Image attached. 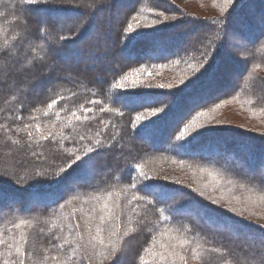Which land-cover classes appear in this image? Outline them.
I'll return each mask as SVG.
<instances>
[{"label":"trees","instance_id":"trees-1","mask_svg":"<svg viewBox=\"0 0 264 264\" xmlns=\"http://www.w3.org/2000/svg\"><path fill=\"white\" fill-rule=\"evenodd\" d=\"M73 1L36 0L29 5L0 0V178L10 174L21 182L0 179V264H19L21 258L24 264H264V240L258 239L264 238L260 169L246 171L208 156L209 147L220 140L225 154L248 167L249 160L256 163L259 154L264 156V135L222 128L180 137L188 121L222 102L231 101L244 118L264 116V29L256 36L250 17L251 10L264 16V0H184L202 9L205 22L194 19L176 0H122L126 9L110 16L109 27L96 13L89 21L88 11L67 22L51 18L75 12ZM110 9L117 10L113 5ZM129 23L134 31H128ZM94 24L99 32L92 30ZM188 24L199 28L196 38L187 47L175 46L178 40L186 41L180 29ZM259 24L264 28V21ZM78 32H84L80 38L90 32L95 38L78 47ZM227 33L240 41L250 35L253 44L238 81L218 94L220 89L211 90L220 83L212 63L218 57L215 67L220 68L224 57L219 49H225ZM216 34L219 49L212 43ZM73 47L81 55L96 49L99 63L112 47L114 65L100 74V81L90 75L92 64L79 67L80 75L73 80L51 77L49 92L43 94L47 101L26 89L23 81L37 79L48 64L63 66L54 51L68 56L75 53H69ZM14 58L28 64L21 77L5 70ZM144 70H152L151 75L144 76ZM15 78L18 83L13 84ZM175 79L186 85H170ZM200 99L204 102H195ZM151 115L156 118L144 124ZM153 132H159L155 147L131 143L132 151L125 149L134 135ZM243 140L246 155L238 150ZM202 149L207 154L194 156ZM116 155L121 156L117 170L105 174L102 168L110 170ZM171 162L213 174L219 193L208 199L202 184L167 179L161 173ZM94 168L99 170L95 181L69 187L72 179L82 180ZM61 186L67 188L54 202L58 194L52 192ZM7 200L24 203L7 206ZM47 201L53 203L40 206ZM31 202L38 203L30 207ZM193 205L203 210L205 220L218 222L224 230L208 227ZM97 227L103 244L96 239ZM245 231L255 236L248 239ZM184 240L188 243L182 246Z\"/></svg>","mask_w":264,"mask_h":264},{"label":"rangeland","instance_id":"rangeland-1","mask_svg":"<svg viewBox=\"0 0 264 264\" xmlns=\"http://www.w3.org/2000/svg\"><path fill=\"white\" fill-rule=\"evenodd\" d=\"M118 1H119V4L117 3L116 0H74L72 5L76 6V8H74L75 12L65 13V14H61V13L53 14V15H51V18H53V20H58V19L61 21L65 20V22H67L68 20L77 19L79 17H82L83 15L81 12L88 11L86 18L89 21L91 20V17H92L91 15H94V13H96L100 20L106 21V27H109L107 24H108V20H109L110 16H112V15L119 16V15H121L122 11L126 9L124 5L120 4L122 0H118ZM176 2L180 3V5H181L180 7L184 8L186 10H190L193 13L194 19L202 20L205 22V15L206 14L202 11V9L199 6L194 5V4H187L184 0H176ZM103 4H108L106 6L105 10L100 8V6H103ZM112 5L116 6V9H117L116 11L115 10L113 11L110 9V7ZM40 13L44 15L43 11H40ZM250 14H252V15H250V17L253 20L252 25L257 30L255 32V35L257 36L258 31H261L264 29L259 24L260 22L264 21V16L260 17L259 14L256 16V13L254 10H251ZM42 21L39 22L38 24L41 25ZM61 25L59 24L60 30L63 28V26H61ZM202 29L200 27V30H202ZM92 30L95 32L96 31L99 32L100 26L94 24L92 27ZM183 30L180 29V31H182L181 36H183L184 39H186V41L184 43H182V41L178 40L175 43V46L178 44L180 47L189 46L191 41L196 38V35L199 32V28L195 27L193 24H188L187 28L183 29ZM171 31H174V30L171 29ZM177 32H178V30H177ZM78 34H79V38H80V36H82L84 34V32H78L77 35ZM217 36H218V34H216L215 38L212 39V43L215 47L217 46V40H218ZM91 38L92 39L95 38V37H93L92 32H90L89 34L80 38V40L77 42L78 47L82 46V44H84L86 41H89ZM104 39L108 40L109 42H112V38L109 35H106ZM226 40H227V43H226L225 49H219L218 46L216 47V49L221 50V55H222V56L220 55L221 58L224 57L221 64H220L221 65L220 68L216 69V67H215V65H217L216 60L218 59V57H216L215 61L213 60V63H212L213 64L212 65L213 74L216 77L218 76V80L220 81V83L219 82L217 84L215 83L216 86L214 88H212L211 90H214V89L219 90L220 89L221 92H219V91L215 92L218 94H225L226 92L229 91L230 87L238 81V71L240 70V68H243L246 66L247 58H248V56H247L248 54L246 52L249 50L250 46L253 44V40L251 39L250 35L247 36L246 38H243V40L240 41L236 34L231 35V34L227 33ZM95 44L100 45L99 39H96ZM208 46H209V44H208ZM215 47L213 48V50L215 49ZM122 49H120L119 52L121 51V53L123 55H125V52H123ZM75 50H76V48H74V47L71 49L69 48V53L71 51L75 52ZM112 50H113L112 47L109 48V50L106 52V55L102 58L101 63H99L95 59L94 53H95L96 49L94 50L93 48L91 50H87L84 55H81L79 53L77 54L76 52L75 53L71 52V54H69L68 56H63L61 54V50L54 51L55 54L58 57H60V62L63 64L65 69L62 68L63 66L62 67H56L55 65L50 63L47 65L48 67H46L45 70L41 74H39L37 79H30L29 81H27V80H24V78H22V81L24 80L23 83H24V85H26V89L29 92L32 91L33 93L40 96V99H42L44 97L43 94L45 92H49L48 88L52 84V81H50L51 77H53V78H57V77L62 78L63 77V78H66L68 80L76 79V74H77V76L80 75L78 73L79 67L81 70V67H83L86 64L94 65V68L90 71V75L93 76V79L95 81L103 80L102 76H100V74L105 73V72L107 73L109 71L110 65L111 64L114 65V61H113L114 59L112 57L113 56ZM216 53H217V51H216ZM128 59L130 60L131 58L128 57ZM27 67H28L27 63H23L22 61L14 58V59H11L10 62H8L5 70L8 71L9 73L11 72V73L16 74L17 76L21 77V76H23V71ZM151 72H152V70H144V76H150ZM136 73H138V72H136ZM2 79L3 78L0 76V85L4 83V81ZM18 79L19 78H15L14 79L15 81L13 84L18 83ZM153 81H156V80H153ZM170 85L183 87L184 85H186V81L183 79H175L172 81V83ZM45 99L43 98L42 100L47 101ZM159 100H163V98L160 97ZM44 101H41L42 102L41 104L45 103ZM201 101L204 102L203 99H200V100L195 101V102L198 103ZM233 106L234 105L231 101H226L224 103L222 102V103H220L216 106H213V107H211V108H209L203 112L198 113L194 117V119L188 121L185 124V126L181 130L180 137L186 139V138H190L191 136L208 133L210 130H216V129H222V128L223 129L224 128L241 129V130H243V132H248V133L251 132V133H255V134H259V135H264V116L259 117L261 114H249V115L247 114L244 118V117H242V113L234 111L236 108ZM250 115H253L254 118ZM139 117L141 118V116H139ZM153 118H156V116L151 115L150 118L146 119V122L144 124L151 122ZM245 119H247V120H245ZM248 120H250V121H248ZM144 124H142V125H144ZM158 133L159 132H153L152 135L149 134L147 136L134 135L133 137H131V141H128L126 143L125 149L132 151V147L130 146L131 143H138V144L141 143V144L147 145L149 147H155L157 145L156 139L158 137ZM243 141L244 142H241L242 144H240V147L238 148V150H239V154L244 153V155H246L245 153L248 152L247 151L248 149L247 150H245V149H246L248 144H247L246 140H243ZM216 144L217 145H212L209 147V152H208L209 155L208 156L210 158H213V159L222 158L227 162L235 163L237 165V167L243 168L246 171H253L255 168H258L261 171V177L264 178V166L262 167V165H264V156L263 155H261V154L258 155L259 157H257L258 161H256V163H252V162L250 163V160H249L247 163V165H249V166L247 167L243 163L236 160L233 155L225 154L224 146L222 143H220V140L217 141ZM121 149H122V147H121ZM201 153L207 154L203 149L198 151V152H194L193 154L195 156V154H201ZM114 157H115L114 159L116 160V162H115L114 166H112L110 168V170H108L105 167L102 168L105 174L113 173L115 170H117L116 163L118 161H120L121 156L116 155ZM160 162L161 161H159V163ZM171 163H172V165H170V167H167V169H165L164 172L161 173L167 179H169V180L174 179V180H177L178 182H181L182 184H187V182H189V183L193 184V186H197V185L202 184V186L205 187V190H203V191L204 192L206 191V194H204V195H206V197L208 199H211L210 197H213L212 195L219 193L217 186L215 185L216 181L213 179L215 177L213 174H211V173L204 174V173L192 172L191 169H194V168H192L190 166H185L186 167L185 168V167L178 166L179 164H177V163H174V162H171ZM194 170H197V169H194ZM98 171L99 170L97 168H94V169L90 170V172H87L85 178H83L82 180L77 181L75 179H72L70 181L71 183L69 184V187H75L76 185L81 184V183H85V182L89 183V182L95 181V178L97 177V174L99 173ZM92 174L94 175V177ZM0 179L2 180V182L4 180H8L11 183L13 182L14 184H20L21 183L20 180H17V178L15 179L10 174L3 175L2 178H0ZM212 180H214V181H212ZM2 182H0V184ZM42 185H46V184H42ZM42 185H41V187H42ZM66 188L67 187H65V186L64 187L61 186L52 192V193L58 194V196L56 198H54V202L56 200H59V198H61L60 197L61 193L64 192ZM152 192L157 194L156 191H152ZM157 199H159V200H164V199L165 200H171L172 197L164 198L161 196H157ZM225 200H226L227 205H229L228 199L225 198ZM23 203H24V200L22 202L21 201L7 200L6 205L19 207V206H22ZM37 203L31 202L29 204V206L33 207ZM52 203H53V201L41 202L40 206L45 207L47 204L50 205ZM192 208H194L197 215H200L202 222L207 224L208 227H210L213 230L216 228L217 229L219 228V230H224V229H222V227L220 226V224L218 222H213V223L211 222L210 223L209 221L205 220L204 216L202 215L204 213L203 210L198 209V207L196 205H193ZM230 233L235 235L232 232H230ZM243 234L248 239H252V237L255 236L253 234L248 235V233L246 231ZM235 236L240 237L242 235L236 234ZM258 239L261 241L264 240V238H262V237H258ZM248 245L251 248L254 246V245H251L250 243ZM125 260L126 259H124V258L121 259V263H124Z\"/></svg>","mask_w":264,"mask_h":264},{"label":"snow or ice","instance_id":"snow-or-ice-1","mask_svg":"<svg viewBox=\"0 0 264 264\" xmlns=\"http://www.w3.org/2000/svg\"><path fill=\"white\" fill-rule=\"evenodd\" d=\"M24 2H26V3L29 4V5H31V4H34V3L36 2V0H24ZM228 2L230 3L231 0H228ZM0 15H2V13H0ZM127 29H128V31H134V30H135L134 27H133V25H132L131 23H129V24L127 25ZM261 83H262V90H264V81H262ZM119 100H120V97L117 96V97H116V101L119 102ZM54 103H55V101H53L52 103H49V104L47 105V107H48L49 109L53 108ZM91 103H96V101H91ZM153 114H155V113H153ZM73 115H75V113H73ZM139 119H140V117L138 116V117H137V120H139ZM36 127H37V130L39 131V125H37ZM185 131H186V130H185ZM29 135H31V133H29ZM77 159H79V157H77ZM85 163H88V162L86 161ZM132 187H135V182H134V181L132 182ZM147 187H148V186L146 185L145 188H147ZM262 190H264V187H262ZM97 198H99V197H97ZM133 199H136V197H133ZM105 207H107V205H105ZM104 219H105V218L102 216V217H101V220H104ZM22 223H23V221H22ZM20 226H21V225H17V227H20ZM77 227H79V225H77ZM96 233H97L96 239L98 240L99 243L103 244L104 241H103V239H102L101 236H100V233H101V228H100V227H97V228H96ZM20 239H21V241H23V240L25 239V237H24L23 234L21 235ZM2 243H3V240L0 239V244H2ZM187 243H188L187 240L182 241V246H183V244H187ZM113 251H115V249H113ZM16 252H17V254H18L19 256H21V257L23 256V253H21V250H20L19 248L16 249ZM10 255H11V253H10ZM159 258H160L161 260H164V259H165L164 254H160ZM179 259H180V261H182V262H186V259H187V258H186L184 255H180V256H179ZM19 264H24V261H23L22 258L20 259ZM117 264H120V261H119V260L117 261Z\"/></svg>","mask_w":264,"mask_h":264}]
</instances>
